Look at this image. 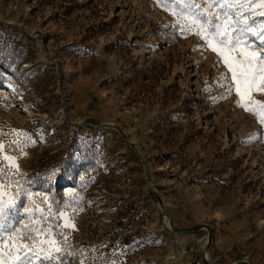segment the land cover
Masks as SVG:
<instances>
[{
  "label": "rangeland",
  "instance_id": "1",
  "mask_svg": "<svg viewBox=\"0 0 264 264\" xmlns=\"http://www.w3.org/2000/svg\"><path fill=\"white\" fill-rule=\"evenodd\" d=\"M176 19L158 0H0V145L33 200L75 215L76 264H264V124Z\"/></svg>",
  "mask_w": 264,
  "mask_h": 264
},
{
  "label": "snow or ice",
  "instance_id": "2",
  "mask_svg": "<svg viewBox=\"0 0 264 264\" xmlns=\"http://www.w3.org/2000/svg\"><path fill=\"white\" fill-rule=\"evenodd\" d=\"M158 2L172 10L182 34L194 32L206 49L217 54L231 73V77L222 76L228 83L220 86L228 94L235 91L245 101L241 107L264 124V102L252 97L253 92L264 94V20L255 18L264 16V0H201L206 7L196 0ZM231 81H235L234 89ZM15 143L22 150L21 141ZM24 175L15 158L5 156L0 145V264H69V258L76 264L77 250L69 243L71 233L66 231L74 228L75 215L68 217L60 208L53 212L51 204L42 208L47 196L39 202L33 200L31 189L14 178ZM21 223L23 229L16 227Z\"/></svg>",
  "mask_w": 264,
  "mask_h": 264
},
{
  "label": "bare ground",
  "instance_id": "3",
  "mask_svg": "<svg viewBox=\"0 0 264 264\" xmlns=\"http://www.w3.org/2000/svg\"><path fill=\"white\" fill-rule=\"evenodd\" d=\"M185 250V249H184Z\"/></svg>",
  "mask_w": 264,
  "mask_h": 264
}]
</instances>
